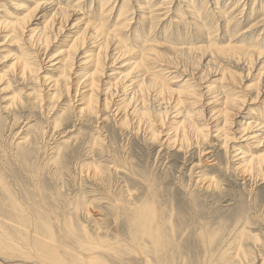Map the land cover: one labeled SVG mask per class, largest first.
Instances as JSON below:
<instances>
[{
    "label": "rangeland",
    "instance_id": "rangeland-1",
    "mask_svg": "<svg viewBox=\"0 0 264 264\" xmlns=\"http://www.w3.org/2000/svg\"><path fill=\"white\" fill-rule=\"evenodd\" d=\"M23 1L24 8L18 9L10 0H0V18L8 13L15 14V17L22 16L24 9L33 8L37 3L36 0ZM63 1L65 0H59L61 4ZM127 1L124 0L127 3L125 9L132 6L135 8L139 3L144 4V0ZM159 1L151 0L150 3L157 5ZM74 2L75 0L72 3ZM122 2L123 0H111L110 3L115 5L112 17L117 15ZM196 2L204 4V0ZM226 2L230 1L209 0L208 10L201 13V17L206 18L208 15L211 18L213 11L214 15L221 13ZM184 5L182 0H169L164 6H167L166 12L164 11L167 16L164 20L154 22L153 19V23L147 24L144 17H139L137 13V16L133 14L134 18L130 23V27L145 23L146 29L151 24L157 26L155 31L153 30L156 37L151 39L153 49L159 52V56L147 62V65L151 66L153 73H161L165 85L175 89L172 95L168 94V99L167 94L162 95L163 100H160V97L153 98L155 92L152 89L149 93L143 91V95L139 93L140 100L131 98L137 86L125 87L124 84L128 82L118 79L127 75L131 69L128 68L129 63L133 62V58H130L129 62L126 61L129 57H121L114 62L110 59L105 65L99 78V89L101 88L102 92L98 94L94 113L78 112L77 108L82 105L80 100H77L79 96L71 99L73 87L69 89L70 94L63 90L59 98L49 99L46 93L49 88L46 87V82L41 83L39 78L56 76L58 65H54L55 60L51 61L49 56L61 44L62 36L69 31H66L67 28L63 30L64 33L59 37L57 44L47 47L46 50L42 45L30 46L27 42V31L21 34L20 42L6 41L0 45V75L7 72V65L20 52L24 55L26 51L31 52V60L36 66L39 57L43 58L44 66L41 70H36L28 81H22L21 78L7 73L10 86L3 89L4 85L0 84V179L11 193L22 202L28 203V215H47L44 216L43 222L53 225L55 230L70 223L78 235L84 233V228L91 234L97 232L98 228V233L103 232L108 239L113 238L116 232L119 233L117 237L123 240L128 234L126 226L130 214L135 207L147 204L157 209L163 219L170 221L165 223L170 239L167 245L169 252H174L175 258L169 264H264V171L255 173L258 176L242 174L236 170L240 155L233 156L239 148L247 155L264 157V71L259 78L254 65L249 68L241 64V61H236V66L230 61L222 60L221 55L215 56L213 62H207L211 55L208 50L198 53V58L195 55L189 60L183 58V55H172L171 48L174 45L190 43H213L222 46L230 36H233L232 43L242 45H247L248 40L254 42L257 39V43H261L264 48V0H241L238 7H232L230 12L229 18L231 22H235L232 27H216L215 32L210 35L204 30L197 31L191 27L189 22L192 14L181 19L185 22L182 25L173 22V18L179 17V13L185 14ZM87 6L88 13L97 14L96 0L92 2V6L89 3ZM227 11H230L229 5L225 13ZM39 15L42 14L32 12L27 20L30 23L27 29L42 26L41 19L44 17ZM239 15L241 18L237 19ZM236 21L239 22L238 25ZM252 24L254 28H249ZM247 28L248 31H245ZM233 29L237 32L231 31ZM182 30L186 31L188 37H185ZM2 34L1 32L0 36ZM127 34L122 33V41L131 40V35ZM1 42L4 41L0 39V44ZM89 47L91 43L84 50L90 49ZM81 52L69 72V82H75L82 73L77 72L78 65L81 64L76 62L81 59ZM199 56L203 58L200 59ZM218 67L234 72L232 77L226 70L225 81L219 80L222 70ZM160 68L164 71H160ZM135 71L137 73L139 68L133 70L134 73L132 72L129 78ZM222 85L226 86L225 90L221 88ZM31 87L34 92L26 96ZM106 87L108 91H104ZM11 89L15 93H11ZM191 91L195 94H188L192 93ZM16 92L20 93L21 102L17 100L9 105V98ZM178 93L182 101L187 103H183L179 110L173 107L172 102L173 96ZM229 93L235 96L237 107L230 106V122L225 126L229 141L225 144L223 136L220 137L219 133L215 132L216 124L223 117L216 116L214 109H219L222 96ZM103 95L109 99L106 106L103 105ZM142 102L149 107V111L151 110L145 117L149 118V122H146L144 117H139V114L136 115L134 106L138 104L139 107ZM164 104L169 106V111L164 121H161ZM188 109H193L194 122L202 127L204 132H209V135L202 141L197 140L190 132L188 144H182L184 146L179 148L177 143L167 139H174V127L182 121V114L179 112ZM251 121L260 123L263 128L257 130L258 127H250L252 129L249 128L246 134L249 131L263 133L259 136L260 143H256L254 138H245L247 136L242 134L244 132L241 131V123ZM150 123L151 128L157 132L155 137L151 136V130L147 127ZM21 151H26L27 154L23 157ZM213 162L215 164H212ZM198 164L199 166L195 167ZM199 176L217 179L220 191L206 188L205 180L203 182V178L200 179ZM2 218H5V214L0 213V219ZM237 219L240 220V226H244L239 242L234 240L240 235V228L234 227ZM171 226L174 233L169 230ZM141 258L130 253L117 257L109 256L106 261L109 264H146ZM35 263L38 264L33 261V264ZM150 264H158L154 256L150 257Z\"/></svg>",
    "mask_w": 264,
    "mask_h": 264
},
{
    "label": "bare ground",
    "instance_id": "bare-ground-1",
    "mask_svg": "<svg viewBox=\"0 0 264 264\" xmlns=\"http://www.w3.org/2000/svg\"><path fill=\"white\" fill-rule=\"evenodd\" d=\"M36 1L37 3L33 8L24 9L25 13H23L22 16L18 15L19 17H15V14L12 15V13H8V15L1 17L2 19L0 18V34L1 32L3 33L0 36V39L4 41L1 42L0 45L4 44L6 41L11 43L20 42L22 36L21 34L27 31L26 33L27 42H29L28 44L34 47L37 45H42V47L44 46L43 49L46 50L47 47H53V44H57V42L59 41V37L62 36L64 33L63 30H65L66 28V31L69 30L68 32H66V34L62 36V40L60 41L61 44L54 50V53L49 56L51 58V61L55 60L54 65H58L56 66L57 71H55L56 76L39 77L40 82H46V87L49 88L46 90L49 99L61 96L62 92L64 91L70 94L69 89L70 87H73L71 90L73 91L71 99H75L77 96H79V99L77 100H80V104L82 105H80L81 107L79 106L80 108H77L78 112H85L89 114L94 113V106L95 104H97L98 94L102 92V90L100 91L101 88L99 89V78L104 72L105 65L110 62V59L114 62L119 58L121 59V57H129L126 61H129L130 58H133V62L129 63L130 65L128 66V68L130 67L131 69L128 71L127 75L121 76L123 79H118L122 81L124 80L123 82H128L127 84H124L125 87L135 85L136 88L137 86V89L134 90V93L132 94L131 98L140 100L141 97L139 98L138 96L140 94L143 95L144 93H147L148 91H150V89L155 92L154 96L152 95L153 98L160 97V100L164 99L162 95L166 96L167 94L168 99L170 97H168V94L172 95L174 93L175 89H172L168 87V85H165V81L162 79L161 73H153L152 68H150L151 66L148 67L147 65V62H151L153 59H157V57L159 56V52L153 49L154 45H152L153 40L151 39L156 37L155 35H153V30L155 31V27L157 26L154 27V24H151V26L146 29V26H144L145 23H141V26L139 25L137 27H130V23L134 18L133 14L136 15L137 13H139L137 14L139 17H144V21L147 24H150L153 19L154 22L164 20L167 16V14H165V9L167 6H164L169 0H160L159 4L157 5L151 4V0H142L144 4H140L138 2L139 4H136L135 8L132 6L133 8L129 7L127 9H125L127 3L123 0L121 6L118 8L117 15L113 17L111 15L115 8V2L110 3L111 0H96L98 7H95V11L97 12V14L95 15L88 13V10L86 8L88 7V3L90 4V6H92V2L94 0H75L74 3H72L73 0H71V2L69 0H65L63 1L64 4H61L59 0ZM182 1L185 3L183 8V10L185 9V14L182 12L179 13V17L173 18V22L176 25H182V23L185 22L181 19L184 18L185 15L190 16V14H192L191 21H193L189 22L191 23V27L195 28L197 31L204 30L205 33L210 35L211 33L215 32L216 27L220 26V28L223 29H229V27H232L233 23L235 22H231L232 20L231 18H229L230 12L235 7H238V3L241 0H229V3L226 2V4H224V11L222 9L221 13L215 15L213 11V17L211 16V18L208 15V17L206 16V18H204L205 16L201 17V13H206L208 10L209 0H204V4H202L201 2L198 3L196 2V0ZM235 2H237V4ZM243 2H245V0H243ZM10 3H12L13 6H15L16 8L22 9L24 8L23 4L25 2L23 0H10ZM0 5L2 6V4ZM228 5L230 11H227L225 13ZM242 6L244 8L245 3H243ZM90 8L91 7H89V10ZM214 8H216V6ZM32 12L42 14L39 15V17H44H41L43 18L41 19L42 26L37 27V25L36 28L32 27L27 29L30 24L27 20L30 19ZM83 15L86 16L83 17ZM146 15H148V17ZM240 18L241 16L239 15L237 19ZM238 23L236 21L237 25ZM79 24L81 26H79ZM253 25L254 24L250 25L249 28H254ZM249 28H247V30L245 31H248ZM231 31H234V33L237 32L234 29ZM182 32H184L185 37H188V35L185 34V30H182ZM122 33H128L127 35L129 36L131 35L129 37V39L131 38V40L129 42L122 41L124 38V36H122ZM229 38L230 39H228L227 43L222 46H217L213 43H209L207 45H201V43L174 45L171 46L173 51L172 55H181V57L183 55V58L185 57L191 60L190 58L195 55H197L198 58V53L204 50H208L211 51V55H209L210 58L207 60V62L212 59L214 60L215 56L221 55L222 60H226L227 62L230 61L232 62L231 64L236 66V61H238V63L239 61H241V64L249 68H252L254 65V69L258 71V73L256 72L258 75H256L261 78L262 73L264 71V48L261 47L262 44L259 42L257 43L256 39V41L254 42L248 40L249 42L247 41V45H242L236 42L232 43L233 36H230ZM89 43H91V47H89L90 49L84 50ZM80 52L82 54V57L76 62H79L81 64V66L78 65L79 68L77 72L82 71V73H80L75 82H73V80L70 81V83L68 81L69 72H71V69L74 65V61ZM31 54L32 53L28 51L25 52V55L20 52L17 56L12 59L11 63L7 65V72H5V74L3 75H0V84L4 85L3 89L10 86V79L7 77V73H11L15 77L21 78L22 81H28V79L32 78L31 75L33 76V73L36 72V70L39 71L44 67L42 66L43 58L37 56L40 60L37 61L38 64L36 66V63L34 64L31 60ZM199 57L200 59L203 58V56ZM175 59L176 57L174 58V61ZM206 65H208V63ZM138 68L139 71L137 73L135 71V74L129 78V75H131L133 70ZM161 69L162 68H160L159 70L163 72L164 69ZM218 69H221V67H218ZM221 70L222 73H220V78L218 79L224 80L225 77H227V74L225 75V71L228 70V68H222ZM228 72L230 73L229 76L233 75L232 73H234H231L230 70H228ZM262 77V80L264 81V76ZM21 79H19V81ZM30 86H32V84ZM221 88L225 90L226 86L222 85ZM21 90L22 89H20V91ZM105 90L108 91V88L106 87L104 91ZM29 91L30 92H27L26 96H30L34 92V88L31 87ZM11 93H15L13 89H11ZM110 93H112V91ZM16 94H13L9 98V105L13 104L14 101L20 100V93L16 92ZM188 94H195V92ZM179 96L180 94L178 93L172 98V102L174 103L173 107L177 108L178 110L182 108V105L184 103ZM257 96L258 92L256 94V97ZM222 97L219 109H214V113L216 116L223 117L222 120L218 124H216L215 132L217 131L220 137L223 136V142L226 144L229 141V135L227 133V130H225V126L228 125L230 122V118L228 117V114L231 112L230 106L237 107V105L235 96H233V94H224V96ZM102 100L103 105L106 106L109 99L104 96ZM151 101L147 102L150 103ZM19 102H21V100ZM167 104L169 105V103ZM170 104L172 103L170 102ZM137 105L138 104H135L134 106L135 112L137 113L136 115L139 114L138 116L141 118L147 117L149 107H147L145 103L141 104L139 107H137ZM22 107L20 106V108ZM168 107L169 106H165L164 104V108H162V110L159 109V111H162L161 115L163 114L162 116L160 115L161 121H164L167 112L169 111ZM192 110L193 109H188L186 111L183 110L179 112V114H182V121H180V123H177L174 127V139H167L169 141L171 140L175 144L177 143V146H179V148L184 146L182 144H188L190 139L188 134L190 132H192L191 135L195 136L197 140L199 139L202 141H204L207 135H209V132H204L202 127H199L194 122V112H192ZM156 111L158 112V109H156ZM153 113L155 114L154 111ZM153 113L151 112V115ZM145 119L146 122H149V118ZM151 123L148 124L147 127L151 130V136L155 137L157 132L151 128ZM241 127V131L244 132L242 134H245L244 136H247L245 138H254L256 143H260V137L261 135H263V133L259 134L258 132L257 134L255 133V131H249L250 133L247 132L246 134V131H248L250 127H258L256 129L261 130V128H263L264 126L262 127V125H260V123H257L256 121H251L241 123ZM263 137L264 135L262 136V138ZM201 152H203V150ZM20 154L24 157L27 152L21 151ZM239 155L240 161L239 165L236 168L238 172H241L242 174L246 173L248 175H255V173H260V171H264V157L259 158V156H254L250 154L247 155L246 152H242V150H239L238 148V150L236 151V155L233 154V156L237 157ZM212 164H215V162H213ZM198 166L199 164L195 165V167ZM199 178L201 179L203 177L199 176ZM201 180H203V182L205 180L204 184L206 188H215L220 191L219 181L214 177H204ZM27 204V202H22V200L16 197L15 194L11 193L6 184L3 183L0 179V213L5 214V218L0 219V264H33V261L37 262L38 264H109L106 261V257H117L125 254L130 255V253L134 254L137 258L143 257L141 259H143L146 264H150V257L153 256L155 257L158 264H169V262H171L175 258L174 252L170 251V253L167 245L170 239L166 233L165 223H170V221L163 219L157 209L148 206L147 204H144L143 206L141 205L138 208L135 207V209L132 211L126 226L128 234L127 237L123 240L121 237H117L119 233L117 234L116 232V237L114 236L113 238L108 239L103 232L98 233V228L97 232H95L94 234L88 233L84 228V233L82 235H78L74 232L76 229L74 230L71 228L70 223L63 224L65 227L59 226L55 230L53 225L49 223L46 224L43 222L44 216L47 215H43L40 213H38L36 216H34V213H30L31 215H28L27 209L29 208V206ZM75 209H77V207H75ZM234 227L240 228V235H237L234 238L235 241L239 242L243 235L242 231L244 229V226L241 227L240 220L237 219L234 222ZM169 230L171 233H174L173 226H171Z\"/></svg>",
    "mask_w": 264,
    "mask_h": 264
}]
</instances>
